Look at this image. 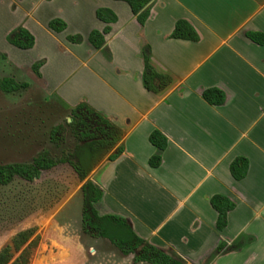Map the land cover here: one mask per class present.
Masks as SVG:
<instances>
[{
    "label": "crops",
    "instance_id": "obj_1",
    "mask_svg": "<svg viewBox=\"0 0 264 264\" xmlns=\"http://www.w3.org/2000/svg\"><path fill=\"white\" fill-rule=\"evenodd\" d=\"M97 8L116 20L99 19ZM54 18L65 29H50ZM178 19L197 40L170 36ZM19 25L33 47L7 41ZM106 26L97 49L88 35ZM256 32L264 35V0H152L143 24L123 0H0V52L19 66L21 52L38 49L46 92L70 108L85 102L122 131L121 153H107L87 177L103 191L98 213L126 218L186 264H264V43L249 36ZM76 34L81 41L66 38ZM145 46L153 68L171 78L158 92L142 81ZM211 88L223 102L203 97ZM153 131L165 137L162 149ZM238 159L245 170L235 177ZM217 195L234 204L222 229Z\"/></svg>",
    "mask_w": 264,
    "mask_h": 264
},
{
    "label": "rangeland",
    "instance_id": "obj_2",
    "mask_svg": "<svg viewBox=\"0 0 264 264\" xmlns=\"http://www.w3.org/2000/svg\"><path fill=\"white\" fill-rule=\"evenodd\" d=\"M21 53L24 60L17 66L0 52V78L29 84L12 93L0 90L1 164L28 162L41 150L60 156L75 143L69 131L61 146L51 141L50 129L70 121V107L46 92L32 71L39 50ZM82 183L68 163H61L32 181L15 177L0 184V248L17 231L35 227L37 243L28 264H147L134 262L132 254L123 255L107 239L82 230Z\"/></svg>",
    "mask_w": 264,
    "mask_h": 264
},
{
    "label": "trees",
    "instance_id": "obj_3",
    "mask_svg": "<svg viewBox=\"0 0 264 264\" xmlns=\"http://www.w3.org/2000/svg\"><path fill=\"white\" fill-rule=\"evenodd\" d=\"M128 3L137 20L143 24L150 11L152 0H123ZM96 15L105 22H113L116 15L107 8H97ZM48 26L55 32L62 31L66 23L54 18L48 22ZM106 26L103 31L93 29L88 40L97 49L104 44V34L109 31ZM173 38L197 40V34L190 24L178 19L173 31L170 34ZM249 36L256 42L264 43V35L261 33H250ZM69 41L79 42L81 36L68 35ZM7 41L20 49L33 47L35 39L33 34L24 26H17L7 35ZM105 53L106 50H104ZM143 71L142 81L147 89L158 92L163 90L170 83V76L158 73L150 63V48H143ZM108 55V53H107ZM43 59L34 61L31 64L32 71L41 76L40 67ZM27 82H18L12 77L0 78V90L5 93H12L28 87ZM203 97L212 104L223 102V92L211 88L203 92ZM71 121L64 125H55L50 129V139L57 146L65 141V134L69 131L75 138L71 148L64 149L60 156H53L48 150H41L28 162L0 163V184L6 185L15 177L26 181L39 178L41 172L49 170L61 163H68L76 173L78 179L83 182L80 187L82 197L81 227L82 230L96 238L107 239L123 255H133L134 262H145L147 264H186V262L175 253L157 247L148 241L140 238L131 228L128 220L114 214H99L95 203L101 198L103 191L92 180L87 179L89 173L109 152L108 159H114L121 153L123 147L118 144L122 131L110 120L95 111L85 102H80L70 108ZM61 138V139H60ZM150 141L162 149L166 144L165 137L158 131L150 134ZM159 159L154 156L151 163ZM240 164V165H239ZM239 165V166H238ZM245 160L238 159L231 165V172L236 177L243 174ZM212 206L217 210V227L222 229L226 225V214L233 207V202L224 196L217 195L211 199ZM35 227H28L17 231L10 238L9 243L0 248V264H28L30 249L37 243ZM233 244L231 247L236 246ZM222 244L219 249L222 248Z\"/></svg>",
    "mask_w": 264,
    "mask_h": 264
},
{
    "label": "flooded vegetation",
    "instance_id": "obj_4",
    "mask_svg": "<svg viewBox=\"0 0 264 264\" xmlns=\"http://www.w3.org/2000/svg\"><path fill=\"white\" fill-rule=\"evenodd\" d=\"M35 74V73H34ZM36 75V74H35ZM37 76V75H36ZM3 77H5V76H3ZM8 77H11V76H8ZM37 77H39V76H37ZM2 78V77H1ZM12 78H14V77H12ZM15 79V78H14ZM16 80V79H15ZM25 82V81H24ZM28 83V82H27ZM70 121H71V118H70ZM69 121V122H70Z\"/></svg>",
    "mask_w": 264,
    "mask_h": 264
}]
</instances>
